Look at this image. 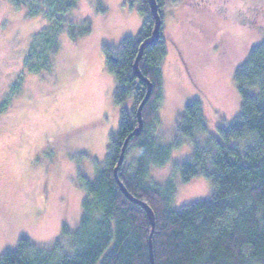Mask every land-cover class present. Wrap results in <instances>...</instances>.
<instances>
[{"label": "rangeland", "instance_id": "obj_1", "mask_svg": "<svg viewBox=\"0 0 264 264\" xmlns=\"http://www.w3.org/2000/svg\"><path fill=\"white\" fill-rule=\"evenodd\" d=\"M158 13L164 57L146 132L169 153L161 165H150L148 181L171 186L170 207L178 210L214 191L203 176L182 181L180 167L192 158L194 144L179 133L178 121L186 104L198 101L205 121V130L194 133L200 146L232 124L240 108L234 74L264 42V0H162ZM65 18L88 22L90 32L71 40L64 29L48 67L32 74L25 57L47 20L0 0V106L6 104L0 112V257L21 238L70 253L84 183L104 166L121 112L138 107L131 96L115 102L117 81L106 58H119L124 39L137 40V4L77 0Z\"/></svg>", "mask_w": 264, "mask_h": 264}, {"label": "trees", "instance_id": "obj_2", "mask_svg": "<svg viewBox=\"0 0 264 264\" xmlns=\"http://www.w3.org/2000/svg\"><path fill=\"white\" fill-rule=\"evenodd\" d=\"M7 1L16 9H24L29 18L47 20V26L34 35L25 57L24 67L29 73L48 67L64 29L71 40L90 32L88 22L66 21L65 15L77 0ZM128 1L137 4L142 17L140 34L137 40L122 41L117 61L109 55L106 58L108 70L117 81L115 102L122 103L131 96L137 107L146 86L133 75L132 65L140 43L151 37L153 18L148 0ZM161 1L156 0L158 8ZM163 57L160 35L155 44L143 48L138 67L152 84V91L142 110L141 133L130 138L117 172L127 192L152 210L154 229L144 209L127 200L113 178L123 142L137 127L134 108L121 112L104 166L93 181L84 183L86 198L79 224L70 235V253L58 254V248L44 250L21 238L14 250L2 254L0 264H150L149 241L154 264H264V42L252 47L235 71L239 112L229 127L218 129V138H210L202 146L195 142V130H205L202 109L198 101L184 107L177 128L193 142L194 149L192 158L181 164V179L187 182L203 176L211 181L214 191L209 199L178 210L170 207L171 186L162 188L148 181L150 165H161L169 153L168 147L156 145L146 132L161 82ZM5 107L1 105L0 112ZM130 153L133 156L128 164Z\"/></svg>", "mask_w": 264, "mask_h": 264}, {"label": "water", "instance_id": "obj_3", "mask_svg": "<svg viewBox=\"0 0 264 264\" xmlns=\"http://www.w3.org/2000/svg\"><path fill=\"white\" fill-rule=\"evenodd\" d=\"M149 2V10L150 13L152 15L153 18V30H152V36L149 40L143 42L142 44H140L139 46V50L137 52V55L135 57V60L133 62L132 65V72L133 75L143 84H145L146 86V92L145 95L143 97V99L141 100V102L139 103L137 109H136V120H137V127L135 128V130L133 131L132 134H130L123 142V145L121 147V152L118 158V161L116 163V166L113 169V178L115 180V182L117 183V185L119 186V189L121 191V193L125 196V198L127 200H129L131 203L141 206L144 211L147 214L148 220H149V224L151 226V229H154V225H155V218H154V214L152 212V210L150 209V207L148 205H146L145 203L137 200L136 198H134L132 195H130L127 190L125 189V187L122 185V183L119 181L117 172H118V167L120 166V164L122 163L124 157H125V151L128 145V142L130 140L131 137H137L140 133L141 130L143 128V121H142V110L144 105L146 104L147 100L149 99L150 95H151V91H152V84L150 83V81L148 79H145L139 68H138V63L142 57V52H143V48L145 45L147 44H155L159 37H160V30H161V18L160 15L158 13V5L156 0H148ZM149 261L150 264H154V257H153V248H152V243L151 241H149Z\"/></svg>", "mask_w": 264, "mask_h": 264}, {"label": "flooded vegetation", "instance_id": "obj_4", "mask_svg": "<svg viewBox=\"0 0 264 264\" xmlns=\"http://www.w3.org/2000/svg\"><path fill=\"white\" fill-rule=\"evenodd\" d=\"M111 59H112V61H117L118 59L117 58H115V57H111Z\"/></svg>", "mask_w": 264, "mask_h": 264}]
</instances>
